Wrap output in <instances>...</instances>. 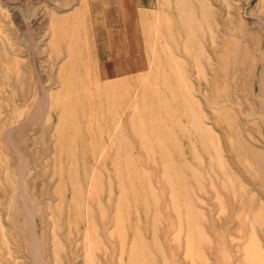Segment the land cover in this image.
<instances>
[{
  "label": "rangeland",
  "instance_id": "374dc122",
  "mask_svg": "<svg viewBox=\"0 0 264 264\" xmlns=\"http://www.w3.org/2000/svg\"><path fill=\"white\" fill-rule=\"evenodd\" d=\"M199 1L209 7L207 22ZM180 13L200 23L196 42L203 54L183 45ZM263 35L264 0H0V264H116L120 256L122 264L133 256L140 264H243L242 251L250 264H264V223L246 218L239 189L245 187L251 199L245 210L264 214V173L260 181L242 154L221 153L239 181L224 182L225 188L216 180L221 158L213 146L207 152L195 146L202 163L184 156L195 169L210 172L196 184L182 174L194 194L190 209L203 214V236L189 232L196 250L188 255L178 218L187 204L181 198L171 202L160 183L161 167L149 166L162 158L181 162L180 154L196 145L186 118L191 99L199 105L194 113L201 109L206 117L197 119L210 125L222 147L236 144L218 119L225 112L264 155L258 91L247 70L248 59L258 61L264 51ZM141 40L146 72L98 80L95 63L103 70L116 66L118 52L122 61L130 58L126 51ZM237 43L240 57L247 50L244 64L231 57ZM214 53L229 59L226 70L214 62ZM155 89L166 101L157 102V93L144 101L142 90ZM118 121L132 122L137 139L128 141L147 148L141 156L132 153L138 166L131 174L114 173L123 164L114 157L117 143H110ZM163 142L167 150L159 147ZM178 179L171 173L172 182ZM30 231L33 249L26 243ZM237 242L245 245L239 253Z\"/></svg>",
  "mask_w": 264,
  "mask_h": 264
},
{
  "label": "bare ground",
  "instance_id": "6f19581e",
  "mask_svg": "<svg viewBox=\"0 0 264 264\" xmlns=\"http://www.w3.org/2000/svg\"><path fill=\"white\" fill-rule=\"evenodd\" d=\"M175 2V0H174ZM189 2V1H188ZM197 3V2H196ZM200 3V7H201V13L203 15V18H204V22H207V18L209 17L210 15V10H209V7L207 9V4L201 1H199ZM197 3V6H199ZM189 4V3H188ZM174 5H177V4H174ZM82 6V5H81ZM190 6V5H189ZM188 6V7H189ZM186 8V6L184 7ZM199 8V7H198ZM200 10V9H199ZM188 11V10H187ZM190 11V10H189ZM188 11V12H189ZM177 13V12H176ZM199 13V12H197ZM179 15L178 17V21L180 22V25L182 26L181 29L182 31L185 33L183 35H185V44L183 42V45L186 47V44H187V47L188 48H191V52L192 54H195V55H198V54H203V49L202 47H200L198 45V43L196 42V37H197V34H198V30H199V22H197L194 17L188 15V18L184 17L182 15V13L180 14H177ZM185 15H187L185 13ZM248 16V15H247ZM250 17V15H249ZM257 19V18H256ZM228 20V19H227ZM258 20V19H257ZM229 22V21H228ZM178 25V26H180ZM206 29V28H205ZM209 31V30H208ZM207 31V32H208ZM210 32V31H209ZM208 32V33H209ZM263 33V32H262ZM141 39H144L141 37ZM263 39H264V35H263ZM183 40V41H184ZM142 41V45H143V40ZM238 44H236L235 46V49H236V54H233V56L231 55L232 59H233V62H238V59L241 58L243 60V64L245 62H247V58H248V54H247V50L245 49L242 53H241V57L238 55V52L239 51V48H238ZM213 45V44H212ZM175 50V49H174ZM185 50V49H184ZM68 54H72L71 52V49L68 48ZM147 52V51H146ZM185 52V51H184ZM145 53V52H144ZM186 53V52H185ZM187 55V53H186ZM217 53L215 54L214 53V58H212L214 60V62H221L222 63V67L224 68V70L227 69V64L229 63V59L227 57H225L223 54H218L217 56ZM261 57H259L260 59L255 60L256 58H253V57H250L248 60V72L251 74V77H254V83L257 87V91H258V97H257V102H258V106L256 108L257 112H256V117L257 119H259L260 123H261V126H262V138H263V141H264V51L263 53H260ZM207 56V55H206ZM197 57V56H196ZM195 57V59H196ZM208 57V56H207ZM175 59V58H174ZM174 59H172V57L170 58L169 62H168V68L169 69H172L173 73L171 74H174L175 72L174 71H177L176 68H174V64H175V61ZM232 59L230 58V61L232 62ZM177 60V59H176ZM209 60V58H208ZM206 61V60H205ZM232 62V63H233ZM234 65V64H233ZM150 65L147 64V67H149ZM231 68V67H230ZM233 70V68H232ZM171 72V71H169ZM231 72V71H230ZM141 75V74H140ZM228 76V75H227ZM223 77H226L224 74H223ZM98 78V76H97ZM99 80V78H98ZM178 80V79H177ZM100 81V80H99ZM165 83H167V81H164ZM104 89V88H101L99 89L98 91L101 92V90ZM191 90V89H190ZM189 90V91H190ZM110 91V90H108ZM223 91V90H222ZM157 93L159 98L156 99L157 102H164L166 101L165 97L163 94H161L159 91H157L156 89L153 90L152 92H144L142 90V97H144V101H147V100H151L152 96ZM225 94V93H224ZM189 95V94H188ZM157 96V95H156ZM190 96V95H189ZM188 97V96H187ZM225 97V96H224ZM194 99V97H193ZM195 100V99H194ZM197 100V99H196ZM195 100V102L193 103L192 102V99L189 100L188 102V108L186 110V118L188 119V125H189V129H190V132H192V134H194L196 136V145H193L191 144L189 147V152L188 153H185V154H180V156H190L191 157V161H196V162H201V158H198L196 157L197 153V148L195 146L198 147V149L200 148V150L204 151V152H207L209 150V147H214L215 151L218 150V151H214L215 153H217L218 157L220 156L221 158V153L222 152H225L227 153L228 155L230 153H236L238 155H240L241 157H244L245 160L248 162V164L254 166V168H256V170L259 172V174L261 175L260 178H258L260 181H261V178H262V174L264 173V155H263V150L262 149H259L258 146L256 147L255 145H252L250 142H248L244 137H243V133L241 131H243L240 127L239 124H237L236 122H234V120H231V118H229V116L227 117L224 113L218 115V119L220 121V123H223V124H226L227 126V129L229 128L232 132V134L234 135L235 137V140H236V144L235 146H233L232 148V145H229V144H226L224 145L223 147L221 146V144L217 141V137H215V135H213V131L211 132V128H210V125L208 126L207 124L201 122L200 120L202 119H206V117L204 116V113L201 112V109L199 110L200 112H198L199 114H195L194 113V106H196L198 108L199 105H194L195 103H197V101ZM205 100V99H204ZM227 100L230 101V99H228L227 97ZM34 101V100H33ZM227 101V102H228ZM237 101V100H236ZM210 102V100H209ZM208 102V103H209ZM212 104H215L216 100L212 99L211 100ZM210 102V103H211ZM207 103V102H206ZM228 104V103H227ZM227 104L224 105L225 109L228 108ZM210 104H208L209 106ZM211 106V105H210ZM236 106V105H235ZM239 106V105H238ZM187 107V106H186ZM232 107V106H231ZM215 108V107H214ZM222 108V107H221ZM238 110L239 107H237ZM255 108V107H254ZM217 109V108H216ZM219 109V108H218ZM224 109V108H222ZM224 109V111H225ZM221 110V109H220ZM230 111V108L228 109ZM254 110V109H252ZM252 110L250 112H252ZM227 111V110H226ZM165 112V110H164ZM219 112V111H218ZM223 112V111H222ZM228 112V111H227ZM249 112V113H250ZM229 113V112H228ZM242 113V112H241ZM166 114V112H165ZM200 114H203V118L202 115V119L200 117ZM246 114V113H245ZM196 115H199L198 117H200V120L197 119ZM246 117H249L250 115H245ZM162 117V116H161ZM158 118V117H157ZM251 118V117H249ZM254 118V117H253ZM252 118V120H253ZM214 120V119H213ZM219 121H216L215 123L217 124V122ZM239 121V120H238ZM255 121H253L254 123ZM114 124V127H116V131L118 132V136L116 137H111L110 138V143H117V147H118V152L115 153V158L119 159V160H122L123 164L121 166V168H118L117 170L115 169L114 173L117 174L118 172L119 173H122V172H129L131 174L132 170H136L137 166H138V162L134 159V157L132 156V153L135 152L136 155L138 156H141L140 153H143V152H146L147 148L145 147V145L143 144H140L139 145H136L135 143H132L131 141H128L129 140V137L130 136L131 138H134V139H137V134L135 132V127L133 125L132 122H121V121H118L117 123H112ZM19 125V124H18ZM22 125V124H21ZM254 126V125H253ZM158 133H161V129L158 128ZM215 133V132H214ZM246 133V132H245ZM247 135V133H246ZM158 138L157 139H154L156 142L160 141L161 140V134H157ZM221 139V138H220ZM189 141V140H188ZM219 144V147L218 145L215 146V143ZM255 142V141H254ZM164 145L165 142H163V144L161 143L159 145L160 148H164V150H167ZM184 148V147H183ZM188 149V148H187ZM183 150V149H182ZM180 151V150H179ZM181 153V152H180ZM99 156V155H98ZM162 156V155H161ZM182 157V158H183ZM135 158H138L141 160V157H135ZM181 159V158H180ZM153 160V159H152ZM146 161V160H145ZM191 161L189 162L187 160L186 157H184V160L181 161V162H177V161H174L170 158H162L161 160H153V162L149 165L150 168H155L157 167V164L159 167H161V174H160V179H161V184L164 185L163 188H165L166 190H168V194H169V198H170V201H175L177 198H181L183 199V201H185V203L187 204V207H185V209L183 210V215L182 216H178L179 218V227H181L180 229L181 230H184L185 234H186V239H185V252H186V255L190 254L191 251H193L194 249L196 250V244H195V240L191 237V235L189 234V232H191V230H197L199 233H201V237L203 236L202 235V226L199 224L200 222V219H201V216H203L202 212L198 209H190V205H194L196 204L195 203V199H193L194 197V194L192 193V191L189 189V186L187 184V181L186 179H184V176H182V174L184 173H188L191 175V178L193 179V182H195V184L197 182H199V179H202L203 178V173L205 172H201L199 171L198 169H195L191 163ZM218 161V174H217V178L216 180L219 181V185L220 187H223L225 188L223 185H224V182H227V185L229 182H232V183H235V182H239L237 180V175L233 174V172L231 173L229 167H228V164L227 162H225L222 158L221 159H217ZM141 165H143L141 163ZM140 166V165H139ZM144 166V165H143ZM148 166V165H147ZM208 168H210L209 170L212 171V159L209 157V160H208ZM152 170V169H151ZM118 173V174H119ZM171 173L175 174V176H178L180 179L172 182V180H170L171 178ZM209 173L210 172H206L205 175L207 174V176H209ZM141 178V177H140ZM177 178V177H176ZM208 178V177H207ZM257 178V177H256ZM209 179V178H208ZM210 180V179H209ZM109 181V179H108ZM211 181V180H210ZM110 182V181H109ZM119 183V182H118ZM109 184V183H107ZM209 184H211L209 182ZM119 189H118V192L119 190L121 191V184L119 183ZM241 186V185H239ZM183 188L184 191L183 193H180L177 191L176 188ZM245 187H239L240 189V192L242 193V195H244V202L242 203V209L244 210V212H246L245 216L247 219H250L252 220L253 222H258L259 224L261 223H264V214H262L261 210H256L255 211H251V210H245L243 204L251 201L250 197L247 196V191H245L244 189ZM202 189V188H201ZM209 189V188H208ZM231 193V192H230ZM119 194V193H118ZM117 194V195H118ZM151 195V194H150ZM119 196V195H118ZM251 196V195H250ZM109 197L111 198V192H110V195ZM120 197V196H119ZM118 198V197H117ZM96 202V201H95ZM239 202V201H238ZM201 203V201H200ZM206 207V206H205ZM112 215V214H111ZM183 218V222L181 221V219ZM243 219V217H242ZM23 220V219H22ZM44 220V219H43ZM113 219H109V221ZM30 221V220H29ZM138 222V221H137ZM252 222V224H253ZM90 224V223H89ZM93 225V224H92ZM177 225V223H176ZM30 227V226H29ZM171 227V226H170ZM87 230V229H86ZM248 233V232H247ZM205 235V234H204ZM248 235V234H247ZM35 236V232H29V240H27V245L30 247V248H35L37 245V242H35L36 238L34 237ZM110 245V244H109ZM223 245V244H222ZM87 246V245H86ZM131 246V245H130ZM225 246V245H223ZM221 246V247H223ZM133 247V245H132ZM132 247L130 248V256L128 254V256L131 257L134 255L133 254V250H132ZM236 250L238 251L239 253V250H243L245 245L244 243L243 244H240L239 242H237L236 244ZM87 249V248H86ZM134 249V248H133ZM258 249V248H257ZM177 250V249H176ZM93 250H90V252H92ZM108 251V250H107ZM107 251L104 252V254H107ZM135 251V250H134ZM258 252H260L259 250H257ZM244 251H242V254H241V262L243 264H250L251 262V257H249V255H246L243 253ZM136 253V252H135ZM222 253V254H221ZM103 254V256H104ZM121 254V253H120ZM127 254V253H126ZM220 254L223 256V258H225V256L227 255L225 250L224 249H221L220 251ZM7 255V254H6ZM118 255V254H117ZM162 255V254H161ZM221 256V257H222ZM128 257V260L130 261ZM134 257L133 256L132 258V261L130 262V264H140L138 263V261H135L134 260ZM257 257V256H256ZM122 256H120V259L119 260H115V261H118L116 264H122ZM164 258V257H163ZM224 261V260H223ZM98 262V261H97ZM225 262V261H224ZM103 264H115L114 262L111 261V259H108V261H105V263Z\"/></svg>",
  "mask_w": 264,
  "mask_h": 264
},
{
  "label": "crops",
  "instance_id": "0c3cea01",
  "mask_svg": "<svg viewBox=\"0 0 264 264\" xmlns=\"http://www.w3.org/2000/svg\"><path fill=\"white\" fill-rule=\"evenodd\" d=\"M129 16H131L129 14ZM132 17H129L131 19ZM125 23H130V21H125ZM129 29V28H128ZM131 37L134 36L137 39V36L135 33L131 34ZM137 46V47H136ZM119 57L116 60L118 63L116 66L113 67H107L100 69L96 65V74L99 78L100 81L104 79H109L113 78L116 76H123V75H128L130 77H135L140 74H143L144 71L148 69L147 64H148V56L147 54L144 53L143 46L142 44L140 45L139 43L134 46H130L129 50L126 51V54H131L130 58L124 59L123 61L121 60L122 58L120 57V52H118Z\"/></svg>",
  "mask_w": 264,
  "mask_h": 264
}]
</instances>
